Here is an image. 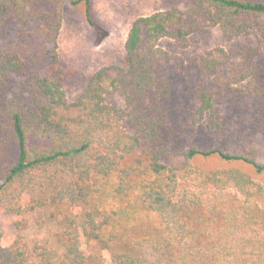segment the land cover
I'll return each mask as SVG.
<instances>
[{"label":"trees","instance_id":"16d2710c","mask_svg":"<svg viewBox=\"0 0 264 264\" xmlns=\"http://www.w3.org/2000/svg\"><path fill=\"white\" fill-rule=\"evenodd\" d=\"M187 1L138 16L121 60L70 101L58 48L65 0H0V143L14 151L0 166V210L80 208L64 217L60 250L20 234L5 245L0 229V264H264V185L251 173H264L259 48L187 59L160 45L186 47L209 25L227 40L258 35L264 0ZM71 4L92 22V0ZM228 93L252 98L248 117L224 112ZM141 205L156 219L131 225Z\"/></svg>","mask_w":264,"mask_h":264},{"label":"rangeland","instance_id":"374dc122","mask_svg":"<svg viewBox=\"0 0 264 264\" xmlns=\"http://www.w3.org/2000/svg\"><path fill=\"white\" fill-rule=\"evenodd\" d=\"M187 0H92V22H89L82 6H74L71 0H65L62 8V27L58 39L60 61L65 70V88L70 101L76 99L88 77L105 64L115 63L124 55V44L132 22L140 15H147L159 10L178 7H189ZM161 46L173 54L185 58L206 53L216 48L227 50L242 46L259 48L256 59L264 65V31L258 35H242L227 40L217 25H209L190 37L189 45L183 47L171 39H164ZM183 77H193V74L179 78L178 86L182 87ZM113 99L120 103V99ZM252 98L228 93L221 106L224 112L238 111L235 117H248L252 107ZM257 145L260 148V162L264 163V136ZM14 155L12 148L0 143V166L9 161ZM253 177L264 185V173L252 172ZM260 204L264 207V197ZM129 222L131 225H149L156 219L155 214L149 213L144 205L133 210ZM80 213V208L69 206L49 205L38 208L23 215L7 214L0 210V229L5 245L10 244L19 234L33 247L36 243H45L48 247L60 250L57 233L64 229V217L69 213ZM23 220L26 225L19 228L17 222ZM86 249H102L107 260L111 254L102 248L99 241L87 240L83 237Z\"/></svg>","mask_w":264,"mask_h":264}]
</instances>
